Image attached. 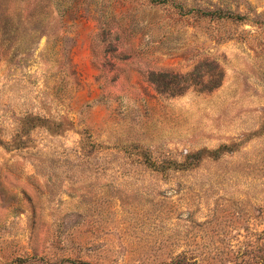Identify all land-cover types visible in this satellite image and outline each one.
I'll list each match as a JSON object with an SVG mask.
<instances>
[{"label":"rangeland","instance_id":"374dc122","mask_svg":"<svg viewBox=\"0 0 264 264\" xmlns=\"http://www.w3.org/2000/svg\"><path fill=\"white\" fill-rule=\"evenodd\" d=\"M0 264H264V0H0Z\"/></svg>","mask_w":264,"mask_h":264}]
</instances>
